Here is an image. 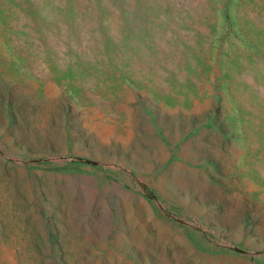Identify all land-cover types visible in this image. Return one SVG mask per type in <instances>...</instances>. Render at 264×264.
Returning <instances> with one entry per match:
<instances>
[{
    "label": "rangeland",
    "instance_id": "1",
    "mask_svg": "<svg viewBox=\"0 0 264 264\" xmlns=\"http://www.w3.org/2000/svg\"><path fill=\"white\" fill-rule=\"evenodd\" d=\"M0 264H264V0H0Z\"/></svg>",
    "mask_w": 264,
    "mask_h": 264
}]
</instances>
